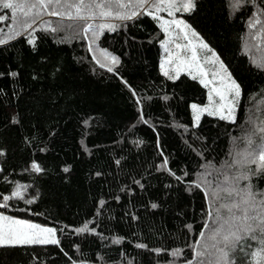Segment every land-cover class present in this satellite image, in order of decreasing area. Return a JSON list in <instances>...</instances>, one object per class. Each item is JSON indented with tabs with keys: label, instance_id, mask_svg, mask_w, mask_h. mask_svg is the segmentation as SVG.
I'll list each match as a JSON object with an SVG mask.
<instances>
[{
	"label": "trees",
	"instance_id": "1",
	"mask_svg": "<svg viewBox=\"0 0 264 264\" xmlns=\"http://www.w3.org/2000/svg\"><path fill=\"white\" fill-rule=\"evenodd\" d=\"M152 1L84 0L119 18L98 40L115 58L112 71L94 61L83 25L26 36L43 17L30 7L38 0L0 7V214L53 228L59 241L0 247V264H200L210 226L201 177L228 170L245 138L264 132V0H194L179 14L240 85L234 122L204 116L198 126L192 105L205 106L208 91L188 75L162 74L165 35ZM78 2L46 9L66 21L104 19L96 7L76 18L66 5ZM30 9L26 27L21 11ZM250 176L264 193V170ZM257 250L240 240L227 249L230 264H257Z\"/></svg>",
	"mask_w": 264,
	"mask_h": 264
},
{
	"label": "rangeland",
	"instance_id": "2",
	"mask_svg": "<svg viewBox=\"0 0 264 264\" xmlns=\"http://www.w3.org/2000/svg\"><path fill=\"white\" fill-rule=\"evenodd\" d=\"M154 1V0H153ZM152 1V2H153ZM2 2V0H0ZM194 2V0H193ZM156 5H160L159 10H157ZM43 9V8H42ZM146 10V9H145ZM154 12L157 14V19L161 25L162 32L165 35V41L162 45L163 48V61L161 64L162 74L169 78L172 77V80H176L182 75H188L191 78L195 77L201 83V80L204 83H201L208 91V102L205 106H198V108H207V111L199 113V120H196L198 114L196 109H193V118L195 126H198L201 119L204 116H209L213 118L220 119L218 114L209 115V112L215 113L219 104L221 103L219 96L216 95V90L221 91L226 90L230 85V80L228 77L220 71L219 63L220 59L217 61L215 57H218L209 47L211 51L205 49L201 46V41L206 44L199 36H193L192 30L188 27L186 28L185 23L179 18L180 13H187L189 11L183 10H172L173 14L169 15V10L167 9V4L162 3V0H157L154 5ZM28 13H32L31 9ZM49 9H43V17L33 25L24 35H29L34 29H56V34L60 32L62 34H67L70 30H74L75 24H81V29L85 35L91 54L94 58L96 64L106 70L115 69L117 66L116 61L113 60V57L108 53L103 52L98 47V40L100 37V31L110 28L115 24L119 23V18H113L112 15H104L103 20H95L92 22L89 21H66L59 15H50ZM174 21H182V23L177 26ZM88 25H91V28H88ZM99 25V27H97ZM100 25H103L100 26ZM187 33V38L185 34ZM179 45V47H178ZM195 48L197 56L196 60L191 59L192 48ZM213 53L215 56H213ZM165 72L168 75H165ZM223 77V79H222ZM170 79V78H169ZM231 80H233L231 78ZM207 85V86H206ZM233 97L229 95V101ZM241 94L236 98L235 111H234V121L236 119V113L238 105L240 103ZM224 115H227L226 110L223 112ZM229 122H234L231 119H222ZM253 130V129H252ZM252 132V131H250ZM246 151L241 152L235 156L234 162L231 164V167L223 169L217 173L206 172V174L201 177L203 179V186L206 190L210 211L212 216L210 218V226L206 232L205 237L203 238L198 252L203 253L201 256H197V263L200 264H217L218 258L221 255V249L227 251L228 248L236 246V244L225 245L224 235L228 234L230 231H236L237 226L242 227L241 217L243 216V209L247 208L248 205L243 203V198L245 193L248 190V186L251 185L252 177L251 173H257L264 169H261L260 164L258 163L259 154L264 151V132L256 130L255 134L249 138H245ZM228 173L230 177H226ZM248 177V179H245ZM252 188V187H251ZM253 191V188H252ZM254 192V191H253ZM212 193H216L214 197ZM255 193V192H254ZM264 200V195L257 193L256 195V207L259 211L260 201ZM234 204H239V208L233 207ZM231 209V210H230ZM250 215L253 213L250 211ZM258 214V213H257ZM248 224L252 225L254 231L250 234L244 235L243 239H251L253 243L258 246V250L255 253L261 251L262 245L260 241L264 239V235L261 234L258 228L259 220H249ZM222 227V231L215 240L211 239L212 229L217 227ZM242 234V233H238ZM55 238L57 235L55 232ZM34 245H55V244H20L18 246H34ZM215 245V247H213ZM214 251L215 255L209 256L210 252ZM253 262L261 264L264 262V259L257 258L253 256ZM223 264V262H220Z\"/></svg>",
	"mask_w": 264,
	"mask_h": 264
},
{
	"label": "snow or ice",
	"instance_id": "3",
	"mask_svg": "<svg viewBox=\"0 0 264 264\" xmlns=\"http://www.w3.org/2000/svg\"><path fill=\"white\" fill-rule=\"evenodd\" d=\"M145 2L146 0H140L138 6L143 7ZM165 2L167 4V9L169 10V15L173 14L172 12L173 9L190 11L194 7L193 0H162V3H165ZM59 4H61V0H38L37 4H32L30 5V7L35 8L38 6L40 8L46 9V8H49L50 6L59 5ZM239 4H240V0H236V3L234 6L238 7ZM0 7H3L5 9H12L15 12L16 10H23L25 6L19 2H16V0H2V2H0ZM66 7L75 8L76 18H80V19L87 18L81 15V13L84 11L85 8H87L89 12H91V9L93 7L100 8L101 9L100 15L102 16L111 15L110 12H106L103 10L105 7L103 4L97 3L95 5H90V4L86 5L84 0H79L78 3L67 4ZM156 8L157 10H159L160 5H156ZM49 14L50 15H60V16L65 15V13H60V12H55V11L50 12ZM132 15L135 16L136 13L133 12ZM21 16L23 17V20L20 22H22V24L26 27H31V23L28 20L29 13L27 11H21ZM67 16L69 17V19L73 18L71 12H68ZM120 18L123 19L126 17L121 16ZM0 19H2V17H0ZM13 21L14 23L17 22V17L15 15L13 16ZM174 23H176V25L179 26L182 23V21H174ZM184 26L186 28L190 27L186 24ZM88 28H91V25H88ZM51 30L56 31V29L54 28ZM192 35L196 36V33L192 32ZM185 38H187V33L185 34ZM4 42H5L4 40H0V43H4ZM28 42L34 43V40L30 39ZM201 46L205 49H208L207 44H204L202 41H201ZM208 50L211 51L210 49ZM196 56H197V53H196L195 48L193 47L191 59L195 61ZM213 56H215L214 53H213ZM215 59L219 61V57H215ZM113 60H115L114 57H113ZM219 69L221 72H223L228 77V79L230 80V85L224 91H221L219 89L216 90V95L219 96L221 103L219 104L217 111L215 113L209 112V115L218 114L220 116V119H231L234 121L235 104H236V98L240 96V85L237 84L234 80H231L230 74L227 72V69L225 68L222 62L219 63ZM165 75H168V73L165 72ZM169 78L171 79L172 77H169ZM193 79H195V77H193ZM201 83H204V81L201 80ZM229 95L233 97L231 101H229ZM192 107L193 109H196L198 112L196 116L197 121L199 120V113L207 111V108H198V106L195 104H193ZM225 110L227 112V115L223 114ZM0 155H3L2 151H0ZM258 163L260 164L261 169H264V151H262L259 154ZM32 167L37 172L42 170L40 165L36 163H34ZM67 170L68 169H65V171ZM245 179H248V177H245ZM13 195L19 196L20 193L19 191H17ZM212 195L215 197L216 193H212ZM256 195L257 193H254L252 191L251 185H249L248 190L245 193V197L243 198V203L245 205H248V207L243 209L244 214L240 218L242 222V227L238 225L236 231H230L228 234L224 235L223 238H224L226 246H228L229 244L234 245L238 243L240 240L244 238V235L250 234L254 231V229L252 228V225L247 223V221L249 220L254 221L258 219L259 220V224H258L259 231L261 232L262 235H264V200L260 201V208L258 211L256 207ZM260 195H264V193H260ZM9 198L10 197H3L5 201H7ZM30 202L31 201H29V203ZM152 206L156 207L155 204H153ZM0 207H7V204L0 205ZM233 207L239 208L240 205L234 204ZM250 211L253 213L252 215L249 214ZM208 215L211 218L212 216L211 211L209 212ZM222 227L223 226L221 225L220 227L212 229L211 239L215 240L216 237L220 235L222 231ZM85 230H87L86 225L84 228L79 229V231H85ZM55 232L56 230L53 228L41 227L40 225L32 223L27 220L12 218V217H8L3 214H0V247H14L20 244H58L59 241L55 238ZM238 233H242V234H238ZM199 235L203 237L204 233L201 232ZM260 243L262 245L261 251L258 253H254L253 255L254 257L264 259V239H262ZM140 246L143 247V245H140ZM213 247H215V245H213ZM220 251H221V255L218 258L217 264H220V262H223V264H230L229 252L224 251L223 249H221ZM176 252L178 253L179 250H176ZM196 255L201 256L203 255V253L197 252Z\"/></svg>",
	"mask_w": 264,
	"mask_h": 264
}]
</instances>
